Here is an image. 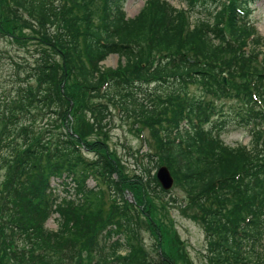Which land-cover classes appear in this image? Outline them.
I'll use <instances>...</instances> for the list:
<instances>
[{"label": "trees", "instance_id": "1", "mask_svg": "<svg viewBox=\"0 0 264 264\" xmlns=\"http://www.w3.org/2000/svg\"><path fill=\"white\" fill-rule=\"evenodd\" d=\"M127 1L0 0V33L13 41L16 29L29 31L37 47L27 80L0 109V170L6 169L0 177V264H62L72 254L75 264H176L177 256L191 264L182 244L177 255L157 249L152 263L134 243L139 214L125 190L133 183V189L155 190L157 199L168 197L156 177L164 162L183 191V206L204 227L207 263L264 264V105L258 103L264 102V38L241 16L255 0H181L186 10L146 0L134 18L127 16ZM111 55L120 58L116 69L102 65ZM67 81L78 89L79 104L69 99ZM184 85L202 94L177 105ZM147 86L154 87L151 99ZM113 106L148 127L157 143L154 153H142L135 182L106 141H88L94 132L108 139ZM49 115L58 124L44 133L35 123ZM239 129L250 133V146L222 139ZM129 154L139 161V151ZM90 179L112 191L116 225L109 224L112 215L93 223L105 192L90 189ZM52 180L76 197L57 203L60 184L54 190ZM146 204L138 206L143 215ZM53 213L61 229L51 233L45 224ZM93 234L94 248H67L79 235Z\"/></svg>", "mask_w": 264, "mask_h": 264}, {"label": "rangeland", "instance_id": "2", "mask_svg": "<svg viewBox=\"0 0 264 264\" xmlns=\"http://www.w3.org/2000/svg\"><path fill=\"white\" fill-rule=\"evenodd\" d=\"M166 1H168L173 8L187 9V4L181 2V0ZM145 3L146 0H128L125 6L127 16L129 18H134L137 16L144 7ZM245 21L250 26L254 25L256 27L257 34L264 38V0L255 1V3L251 6V9H249L248 16ZM8 22L11 23L12 20H8ZM226 32L228 34L230 33V27L228 25ZM12 35H16L18 40L14 39L12 41L11 38L5 36L3 33H0V109H2L5 103L9 102L14 96V92L21 82L20 80H27V76L31 72V67L34 66L36 62L35 56H37V53L35 52L37 48L35 44L36 41L32 40L33 38L29 31L16 29ZM109 59H112V64L107 63V60ZM119 61L120 58L117 55H111L102 63V65L104 68L116 69L119 66ZM123 63L124 60L122 64ZM30 82L32 85L37 84L35 80L30 79ZM185 86L186 85L183 86V91L179 93L181 102L179 101L177 105L182 104L186 106L188 103L193 102V99L198 98L200 94H202L200 87L196 85L188 86L189 89H185ZM65 90L69 95V99H74L77 101V104H79L80 100L82 99L80 96H77L78 89L74 86V83L72 84L71 82L67 81ZM165 90H167V88H165ZM144 91L145 94L151 95L149 97V99H151L154 87H144ZM182 93L185 95V98H183ZM141 95L143 98V93ZM111 110V120H109L107 125L108 139H105L101 134L94 132L92 135H89L88 141H106L110 152L115 155V157L121 159L120 165L124 168V174L127 173L128 177L133 179L135 182L133 175L138 173V169L142 168V164H140L142 153H154L156 148L155 145L157 143H155V141L152 139L151 130L148 127H144L140 124H134L133 119L126 117V114L119 108L113 106L111 107ZM50 116L51 115L41 118L35 123L39 129H43L44 133L48 129L49 131L56 130L54 126L57 125L58 122L53 120V117L50 118ZM4 117L5 116L3 115V118ZM60 118V115H58L59 122L61 121ZM70 120L71 124H73L74 118L70 116ZM139 127H143V130L138 129ZM231 128L232 126L230 129ZM136 129L139 131L137 130L138 132H136ZM53 132L46 134L45 136L48 137ZM222 139L226 144L233 147L237 145H251L250 133L243 129L235 131L227 130L222 134ZM137 151H139L138 162H136L135 159H133V157H131L129 154L134 153L136 155ZM84 155L89 160L95 158L94 153L91 152H85ZM2 157L3 156H0V158ZM161 166L167 165L164 162ZM0 174L2 181V176L6 174V169L0 170ZM59 184V189L62 190L64 187L63 184L52 180L51 185L54 190ZM101 184L103 183L95 179H90V181H88V187L90 189L101 188V190L105 192L101 199L103 202L102 212L101 214H96V216L93 218V223L98 220H101V224L105 223L108 220L107 217L112 215L113 218L110 219L109 224L113 223L116 225V220L118 217L114 219L113 216H117L116 209L115 207L111 208V206L115 204L114 202L116 199L114 195L111 194L112 191L108 187H105ZM132 185L133 183L129 189L125 190V198L129 206H131L130 203H133L132 205L135 206L133 207L134 216L137 218V215L139 214V218H137L136 222L137 226L133 231V233H135L134 237L138 241H135L134 243L137 244V248H140L145 253L148 260H150L152 263L158 262L159 256L157 254V249H159L160 253L166 254H169V252L173 250L177 255L178 252L175 250L179 249L182 244L184 252L191 264H208L205 259L206 241L204 227L199 221L196 213L191 212L192 209H186L183 206L186 204L183 203V191H181L179 187L175 186L170 190V193L167 194L168 197H163V195H161L163 197L161 200L156 198L155 190L143 191L137 187L133 189ZM67 188L75 193L74 186L71 187L70 185L67 186ZM59 195V197H63L65 193L61 192ZM171 197L178 198L179 202H174L175 205L172 206H166L163 200ZM60 201L61 200L59 198V202ZM145 204L149 208L147 209L145 215H143L141 213V208L138 206H142L143 209V205ZM58 219L59 215L57 213H53L50 219L46 222L45 227L51 233L60 231L61 223L58 222ZM82 230L84 234L85 230ZM104 234L105 232L103 235ZM73 243L74 244L70 243L67 245L69 250L74 249L76 246L80 250L86 244H90L89 246L94 248L97 240L94 234L92 237L79 235V237L73 241ZM106 243L108 244L109 241H106ZM99 245L101 247L100 241ZM62 250H65V246ZM71 256L74 255H64L62 264H75L73 261L69 260ZM177 257L178 261L176 264H189V262H186L182 256Z\"/></svg>", "mask_w": 264, "mask_h": 264}, {"label": "water", "instance_id": "3", "mask_svg": "<svg viewBox=\"0 0 264 264\" xmlns=\"http://www.w3.org/2000/svg\"><path fill=\"white\" fill-rule=\"evenodd\" d=\"M157 179L164 190H170L174 185V177L166 166H162L157 173Z\"/></svg>", "mask_w": 264, "mask_h": 264}, {"label": "bare ground", "instance_id": "4", "mask_svg": "<svg viewBox=\"0 0 264 264\" xmlns=\"http://www.w3.org/2000/svg\"><path fill=\"white\" fill-rule=\"evenodd\" d=\"M107 63L108 64H112L113 62H112V59H109V60H107ZM58 214V213H57Z\"/></svg>", "mask_w": 264, "mask_h": 264}]
</instances>
